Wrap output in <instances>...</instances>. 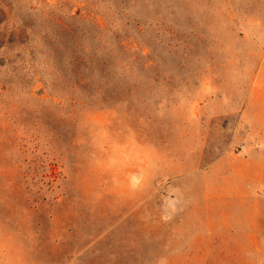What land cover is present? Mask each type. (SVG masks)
Instances as JSON below:
<instances>
[{"label": "rangeland", "instance_id": "obj_1", "mask_svg": "<svg viewBox=\"0 0 264 264\" xmlns=\"http://www.w3.org/2000/svg\"><path fill=\"white\" fill-rule=\"evenodd\" d=\"M0 264H264V0H0Z\"/></svg>", "mask_w": 264, "mask_h": 264}]
</instances>
